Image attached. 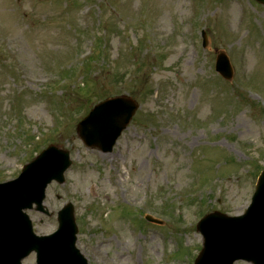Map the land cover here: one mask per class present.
Segmentation results:
<instances>
[{"label": "rangeland", "instance_id": "rangeland-1", "mask_svg": "<svg viewBox=\"0 0 264 264\" xmlns=\"http://www.w3.org/2000/svg\"><path fill=\"white\" fill-rule=\"evenodd\" d=\"M90 1L87 18L78 0H0V182L56 144L74 163L65 185L47 190L54 215L28 212L37 234L55 231L71 201L91 264H188L201 237L183 225L241 215L264 168V5L196 0L191 20L190 0ZM91 39L97 52L83 63ZM219 52L234 66L231 81L214 69ZM121 95L141 107L114 154L87 149L76 133L82 110ZM118 186L131 189L127 208L114 204ZM143 204L161 228L144 208L134 213Z\"/></svg>", "mask_w": 264, "mask_h": 264}, {"label": "water", "instance_id": "water-1", "mask_svg": "<svg viewBox=\"0 0 264 264\" xmlns=\"http://www.w3.org/2000/svg\"><path fill=\"white\" fill-rule=\"evenodd\" d=\"M260 2H263L264 3V0H258ZM117 100V99H116ZM117 101H121L125 104L126 106V110L128 112H130L129 116L134 113L135 109L137 108V106H135L134 102L130 99H125V98H122L120 100H117ZM116 101H112V102H109V103H115ZM107 103V104H109ZM105 104V105H107ZM124 117H128L126 113H124ZM126 125V124H125ZM117 127L121 128L123 127L122 125L120 124H117ZM79 132H80V135L82 136V130L81 128L79 129ZM56 151L54 149H51L49 150L46 154V156H43L44 158L42 159V161L46 160V159H49V156L52 155V153H55ZM67 154H65L63 156V163L62 164H57V163H53V172L57 173V172H61L65 169L66 165H67ZM40 159V158H39ZM39 159L37 160L36 163H33V164H38L39 162ZM41 161V162H42ZM32 164V165H33ZM35 166L34 168H36V165H33ZM30 167L27 168V170L29 169ZM51 172V170L47 171L45 174H44V178L46 179L47 175ZM54 176H58L57 174H55ZM43 178V179H44ZM264 179V177H263ZM264 195V183H260L259 185V197H258V201L263 197ZM19 209H22L24 208V205L23 204H19ZM5 208V205L3 202H0V211L4 210ZM61 221H62V229L60 230L59 232V235L58 237L61 238V241L60 243L63 244V248H61L62 250H65L66 251V248L67 246L70 244L71 247H72V250L73 252H76L75 249L73 248V243L75 242V233H76V228L74 226V223H73V219L70 215V213L66 216H62L61 217ZM17 225H18V221H17V218L15 217L13 220H12V227L14 229L17 228ZM71 230V231H70ZM21 239H25L26 242H28L29 244L31 245H35L36 246V242L34 241V239L32 238L31 234H29L28 232H26ZM71 252H68V259L67 261L65 262H61V258L63 256V253L61 251H57L55 254L51 255V256H46V258L49 260V261H46V264H57L58 261L61 262V264H76L73 262V260H71V257H70V254ZM13 256H11L9 254V251L5 248V247H1L0 248V264L4 261H6L8 264H18L14 259H12ZM44 261V260H43ZM81 263H83V261L81 260ZM79 264V263H77Z\"/></svg>", "mask_w": 264, "mask_h": 264}]
</instances>
